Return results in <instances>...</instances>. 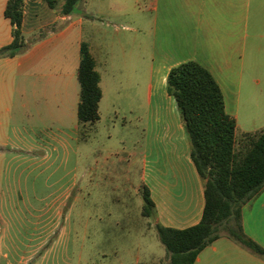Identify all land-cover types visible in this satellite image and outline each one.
Instances as JSON below:
<instances>
[{"label":"crops","instance_id":"1","mask_svg":"<svg viewBox=\"0 0 264 264\" xmlns=\"http://www.w3.org/2000/svg\"><path fill=\"white\" fill-rule=\"evenodd\" d=\"M7 2L0 0V48L13 39L14 26L4 15ZM63 4L24 0L21 30L27 42H34L20 55L0 58V185L12 165L17 169L27 162L42 163L43 156L34 153L41 149L46 122L73 132L91 131L103 110L117 114L115 103L121 98L134 114L145 48L141 37H146L150 75L135 201L141 215L146 187L154 204L147 219L154 229L157 224L174 229L196 225L203 213L204 186L166 78L179 64L198 63L219 86L225 113L236 120L237 131H263L264 0H82L79 13L70 15L62 13ZM37 31L40 36L35 38ZM82 43L88 45L100 76V119L94 124H81L77 118ZM9 198L0 188V264H11L4 252L2 213ZM242 226L264 248V191L243 207ZM194 264H264V259L220 238Z\"/></svg>","mask_w":264,"mask_h":264},{"label":"rangeland","instance_id":"2","mask_svg":"<svg viewBox=\"0 0 264 264\" xmlns=\"http://www.w3.org/2000/svg\"><path fill=\"white\" fill-rule=\"evenodd\" d=\"M79 11L76 6L73 12ZM141 42L145 48L133 115L121 98L115 103L117 114L103 110L91 131L46 122L41 149L34 153L43 156L42 163L10 167L0 188L12 195L2 210L4 252L11 264H21V258L26 264H150L165 256L152 220L138 212L133 191L142 161L150 75L147 38ZM166 262L164 257L156 264Z\"/></svg>","mask_w":264,"mask_h":264},{"label":"trees","instance_id":"3","mask_svg":"<svg viewBox=\"0 0 264 264\" xmlns=\"http://www.w3.org/2000/svg\"><path fill=\"white\" fill-rule=\"evenodd\" d=\"M82 0H64L62 13L70 15ZM24 0H8L4 15L14 26L12 41L0 48V58H12L30 46L22 34ZM81 124L100 119V76L86 43L80 47L77 69ZM167 93L176 102L189 143L190 157L204 186L200 221L185 229L155 226L165 249L164 264H194L199 253L220 238H227L264 259V248L243 232L242 210L264 191V130L237 135L236 120L225 113L222 92L198 63L184 62L170 69ZM242 146L241 149L238 147ZM142 217L153 215L154 204L146 187L142 190Z\"/></svg>","mask_w":264,"mask_h":264}]
</instances>
